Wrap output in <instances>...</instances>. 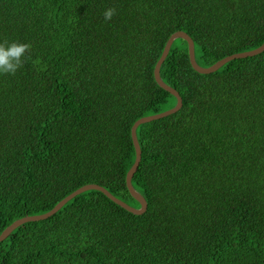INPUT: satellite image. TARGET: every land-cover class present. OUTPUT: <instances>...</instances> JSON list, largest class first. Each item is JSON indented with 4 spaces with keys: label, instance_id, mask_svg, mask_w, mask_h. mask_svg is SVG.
<instances>
[{
    "label": "trees",
    "instance_id": "trees-1",
    "mask_svg": "<svg viewBox=\"0 0 264 264\" xmlns=\"http://www.w3.org/2000/svg\"><path fill=\"white\" fill-rule=\"evenodd\" d=\"M179 31L210 67L264 44V0H0V43L31 45L0 75V235L89 184L141 207L131 128L177 105L154 70ZM160 76L183 106L137 129L147 211L87 191L17 228L0 264H264V52L200 74L178 38Z\"/></svg>",
    "mask_w": 264,
    "mask_h": 264
},
{
    "label": "water",
    "instance_id": "water-1",
    "mask_svg": "<svg viewBox=\"0 0 264 264\" xmlns=\"http://www.w3.org/2000/svg\"><path fill=\"white\" fill-rule=\"evenodd\" d=\"M178 38L184 39L188 43L190 63L192 65L193 69L200 74L214 73V72L218 71L221 67H223L225 64H227L228 62H230L232 60L242 59V58H247V57H253V56H256V55L264 52V44H263L259 48L254 49L252 51H247V52H243V53H237L234 55H230V56L216 62L214 65H212L210 67H201L196 62L195 46H194V41L192 40V38L184 32L179 31V32L174 33L169 38V40L167 41L165 48L163 50L162 56L155 66L154 77H155L156 82L158 83V85L161 88H163L164 90H166L171 95H173L174 97L177 98V105L168 111H165V112H162V113H159L156 115L143 117V118L139 119L137 122H135V124L131 128V136H132L133 144H134L135 151H136V160H135V163L133 164L132 168L129 170V172L127 174L126 185H127V189L129 191V193L131 194V196L136 201H138L140 203L141 207L139 209H137L135 207H132L131 205H128L127 203L123 202L122 200H120L117 197H115L114 195H112L107 189H105L104 187H102L100 185H96V184L85 185V186L81 187L80 189H78L77 191H75L74 193L67 196L65 199H63L59 204H57L48 213H45L42 215L29 216V217H25V218H22V219L15 221L13 224L8 226L3 231V233L0 235V243L5 241L17 228H19L23 224H26L28 222H38V221L46 220V219L52 217L59 210H61L63 206H65L69 201H71L73 198H75L76 196H78L82 193H85L87 191H92V190L99 191V192L103 193L106 197H108L110 200H112L114 203H116L117 205H119L120 207L125 209L126 211L133 213L135 215H142L147 211L148 205H147L146 200L143 198V196L139 192H137L134 189V187L132 185V179H133L135 173L137 172L139 165H140V162H141V159H142V150H141V146H140V143H139L138 137H137V129L142 124L149 123V122L156 121V120H160V119L166 118L168 116H171L173 114H176L178 111L181 110V108L183 106V100H182V97L180 96V94L175 89H173L172 87H170L166 83H164V81L162 80V78L160 76L161 66H162L163 62L165 61L166 57L168 56L174 41Z\"/></svg>",
    "mask_w": 264,
    "mask_h": 264
},
{
    "label": "clouds",
    "instance_id": "clouds-1",
    "mask_svg": "<svg viewBox=\"0 0 264 264\" xmlns=\"http://www.w3.org/2000/svg\"><path fill=\"white\" fill-rule=\"evenodd\" d=\"M117 14L114 7L107 8L103 13L104 21L110 22ZM31 45L28 43L4 41L0 43V75H15L24 65L26 60H30ZM39 65L40 61L34 62Z\"/></svg>",
    "mask_w": 264,
    "mask_h": 264
}]
</instances>
